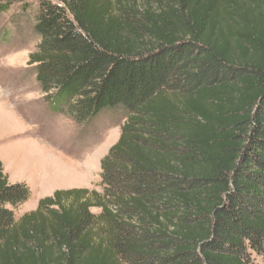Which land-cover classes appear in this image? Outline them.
<instances>
[{
	"label": "trees",
	"instance_id": "1",
	"mask_svg": "<svg viewBox=\"0 0 264 264\" xmlns=\"http://www.w3.org/2000/svg\"><path fill=\"white\" fill-rule=\"evenodd\" d=\"M34 20L44 100L123 122L100 191L20 216L0 160V264L264 262V0H39Z\"/></svg>",
	"mask_w": 264,
	"mask_h": 264
},
{
	"label": "rangeland",
	"instance_id": "2",
	"mask_svg": "<svg viewBox=\"0 0 264 264\" xmlns=\"http://www.w3.org/2000/svg\"><path fill=\"white\" fill-rule=\"evenodd\" d=\"M38 1L13 2L0 12V160L8 180L24 182L30 190L15 210L16 216L50 196L45 190L56 181L69 185L78 180L80 184L72 188L100 191V160L116 142L123 122V115L114 112L77 124L44 100L35 79V64L28 63L39 42L33 29ZM17 114L29 125L40 126L32 132L43 140L47 137L48 144L17 135L21 129ZM90 210L99 212L95 207ZM250 264L264 262L251 252Z\"/></svg>",
	"mask_w": 264,
	"mask_h": 264
},
{
	"label": "crops",
	"instance_id": "3",
	"mask_svg": "<svg viewBox=\"0 0 264 264\" xmlns=\"http://www.w3.org/2000/svg\"><path fill=\"white\" fill-rule=\"evenodd\" d=\"M17 122L18 124L20 125L19 128L21 129H17L18 131V134L17 135H20V136H27V138H29L30 140H35V141H40L41 144H48V138L45 137V140H43L44 138L41 137V136H38V135H35L32 130L35 129V128H39L40 126H32L29 125L28 123H26V121L20 116L17 114ZM42 131V130H41ZM15 133H16V130H15ZM57 142L59 143V140L57 139ZM4 165V164H3ZM5 169V168H4ZM41 171L40 170L38 172V176H41ZM60 183V182H59ZM58 181L53 182L52 186H50L48 189H46V195H52V193L57 190V189H70L72 187H76V186H73L74 183H70L69 185L67 184H59ZM76 184V183H75ZM42 187V186H41Z\"/></svg>",
	"mask_w": 264,
	"mask_h": 264
},
{
	"label": "bare ground",
	"instance_id": "4",
	"mask_svg": "<svg viewBox=\"0 0 264 264\" xmlns=\"http://www.w3.org/2000/svg\"><path fill=\"white\" fill-rule=\"evenodd\" d=\"M70 183H73V182H69L68 184H70ZM74 183H79V182H78V180H77V181H76V182H74ZM79 184H80V183H79Z\"/></svg>",
	"mask_w": 264,
	"mask_h": 264
}]
</instances>
